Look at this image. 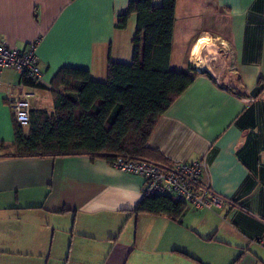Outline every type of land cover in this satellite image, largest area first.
Listing matches in <instances>:
<instances>
[{"label":"crops","instance_id":"obj_1","mask_svg":"<svg viewBox=\"0 0 264 264\" xmlns=\"http://www.w3.org/2000/svg\"><path fill=\"white\" fill-rule=\"evenodd\" d=\"M130 1L0 0V42H38L48 87L0 69V146L14 143L8 89L52 113L62 68L106 81L110 59L132 62L136 16L115 27ZM175 17L171 68L197 76L147 147L160 164L204 158L224 205L134 215L144 179L104 157L0 156V264H264V0H177Z\"/></svg>","mask_w":264,"mask_h":264},{"label":"trees","instance_id":"obj_2","mask_svg":"<svg viewBox=\"0 0 264 264\" xmlns=\"http://www.w3.org/2000/svg\"><path fill=\"white\" fill-rule=\"evenodd\" d=\"M176 3L131 0L115 27L126 29L136 16L132 62L110 59L106 81L92 79L85 69L62 68L49 85L54 111L32 110L27 127L15 122L14 143L10 147L2 143L0 156L89 154L113 163L117 156L125 155L163 162L147 147L148 140L159 117L197 76L193 67L187 71L171 68ZM23 83L48 88L30 79H23ZM185 210L184 204L169 196L144 195L131 212L167 214L178 220Z\"/></svg>","mask_w":264,"mask_h":264},{"label":"built area","instance_id":"obj_3","mask_svg":"<svg viewBox=\"0 0 264 264\" xmlns=\"http://www.w3.org/2000/svg\"><path fill=\"white\" fill-rule=\"evenodd\" d=\"M37 49L36 41L23 50L0 42V69L13 68L23 79L44 83V72ZM23 85L18 93H12L8 89L7 94L15 122L27 127L31 121L32 100L35 98V93L24 90ZM112 164L122 172L141 176L144 179V195L169 196L173 201L195 209H212L221 207L225 203L224 197L213 191L209 183L204 181V176L208 172V162L204 158L166 165L143 158L120 155Z\"/></svg>","mask_w":264,"mask_h":264}]
</instances>
